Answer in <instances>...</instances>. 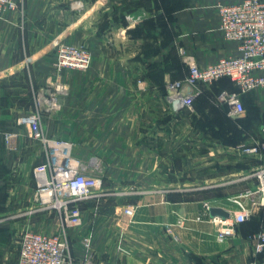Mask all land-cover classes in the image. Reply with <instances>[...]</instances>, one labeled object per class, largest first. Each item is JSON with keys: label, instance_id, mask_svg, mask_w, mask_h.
Masks as SVG:
<instances>
[{"label": "crops", "instance_id": "1", "mask_svg": "<svg viewBox=\"0 0 264 264\" xmlns=\"http://www.w3.org/2000/svg\"><path fill=\"white\" fill-rule=\"evenodd\" d=\"M240 1L21 0L28 49L21 39L14 38L18 13L9 12L0 18V37L4 35V44L9 46L4 49L5 70L0 71L5 82L0 81V237L22 236L25 231L53 234L61 229L58 214L40 207L35 199L33 169L46 161L47 154L31 139L29 128L16 123L21 115L34 110V103L31 107V92L20 88L21 80L13 76L21 72V64L14 68V53L27 50L34 67L30 79L35 80L40 93L55 82V52L67 43L85 45L92 64L85 71L67 72L61 107L43 114V130L73 143L76 128L83 126L85 148L90 157H101L102 167V157L130 151L129 155L139 156L150 173L161 174L153 177L157 182L147 184L155 189L150 193L153 195L144 196L138 203L130 225L125 207L111 199H90L81 205L82 225L68 235L75 262L91 255L96 264L245 263L253 252L248 238L264 226L252 217L239 227L234 238L220 242L216 234L221 218L206 212L205 200L173 196L171 189L178 187V192L187 195L191 187H235L240 199L246 197L250 203L247 191L260 200L256 182L243 175L252 169L237 167V161L230 157L225 165L209 158L212 162L207 165L186 166L188 175L196 172V180H182L183 170L173 165L174 109L166 98L167 82L185 78L188 73L177 46H183L186 54L203 66L237 54V44L225 41L218 30L217 6ZM219 86L231 88L228 82ZM244 102L263 108L264 92H252ZM178 121L188 126V119ZM10 132L16 138L12 147H7L3 135ZM114 142L116 148H108ZM157 158L165 163L157 166ZM112 187L126 186L118 183ZM210 206L221 207L231 215L239 213L238 206ZM170 226L174 227L172 232L167 230ZM84 237L90 239L89 246L84 245ZM4 245L0 238V256Z\"/></svg>", "mask_w": 264, "mask_h": 264}, {"label": "built area", "instance_id": "2", "mask_svg": "<svg viewBox=\"0 0 264 264\" xmlns=\"http://www.w3.org/2000/svg\"><path fill=\"white\" fill-rule=\"evenodd\" d=\"M19 0H0V18L9 12L18 11ZM219 32L227 42L237 44V54L223 57L203 66L179 49L188 73L180 80L168 81L167 101L173 104L175 112L188 110L194 112L196 100L202 95V86L229 79L234 91L222 90L218 100L228 117L245 115L243 97L254 91L264 92V0H241L232 4H219ZM92 62L89 49L85 45L61 44L56 51L54 63L55 82L47 84L35 98V109L21 115L16 123L27 126L33 141L42 145L47 154L45 162L33 169L37 182L36 202L40 207L55 211L60 219L61 229L57 233L25 231L20 240L18 264H73L75 263L68 229L82 225L81 203L102 192L104 179L83 171L80 162L72 155V144L65 140L51 139L42 128L44 113H52L61 107V95L66 91L63 82L57 77L63 70L85 71ZM178 101V105L174 103ZM15 133H5L4 143L12 147ZM243 158H264V124L261 134L248 144L235 147ZM251 177L257 184L260 200L253 201L251 207L243 205L238 199L239 213L227 220L221 219L216 238L223 242L234 238L239 227L254 215V206H264V165L251 170ZM250 191H247L249 196ZM211 206L204 204L206 212ZM137 208H125L124 215L133 221ZM170 229V228H169ZM253 252L244 264H264V228L249 238ZM85 246L90 245L88 237L83 238ZM80 264H96L88 255Z\"/></svg>", "mask_w": 264, "mask_h": 264}, {"label": "rangeland", "instance_id": "3", "mask_svg": "<svg viewBox=\"0 0 264 264\" xmlns=\"http://www.w3.org/2000/svg\"><path fill=\"white\" fill-rule=\"evenodd\" d=\"M20 1L21 0L18 1V11L13 12L18 13V15L16 14L18 18V27L14 31V38L21 39L25 44V49H28V39L26 36L28 32L26 27L27 23L24 22L25 16L22 12ZM2 33L3 29L0 30V36ZM1 39L0 60L3 62L0 63V71L2 72L5 70L3 65L5 60L4 49H9V46L4 44V35L0 37V40ZM181 48L186 50L183 46H177L178 50ZM25 51L26 52H22L21 48V51L19 50L14 53V68L16 70L19 69L18 65L21 64V72L14 73V75H16L13 77L16 80H21L20 88L31 92L30 97L32 107V104L35 102V94L38 93V85L35 84L34 79H30V76H32V70L34 68L33 61L30 60V54L27 52V50ZM54 63L55 61L53 62V67ZM69 71L70 70H63L59 73L57 79L65 83L64 81L67 77L66 74ZM10 78L12 79V77ZM0 81L5 83L2 76H0ZM201 90L202 97L197 100L194 106V112H190L188 110L175 112L173 110V140L171 142L170 148H172L174 152L172 153L174 169H181L184 172L182 173V180H196L193 178V176L196 175V172L192 173L191 176L188 175V172H186V166L189 164L190 166L193 164V166L196 167L201 166L202 164L207 165L209 162L214 160L216 163L222 162L221 164L225 165L227 164L228 158L230 157L237 161L236 166L240 168L241 166H245L247 169H255L264 165V158H243L234 150L235 147L248 144L261 134L260 132L264 124V107L261 108L260 106L257 107L251 104L246 105L247 111L243 119L233 121L228 117L225 109L218 100L220 90L218 84L214 83L211 86H202ZM33 107V109H35V103ZM181 118L189 120L188 126H181L179 124L178 120ZM76 129L77 137L72 141L77 145H74L67 139L60 140H65L73 144L72 155L80 162L84 172L92 176L98 175L103 177L104 186L102 192L91 199H111L114 203L118 202L119 205H122L125 208H138V203L144 196L153 195L150 193L155 189L148 188L147 184L157 182V180L153 179V177L159 178L161 174L153 172L150 173L148 171L149 168L146 167L143 162H140L139 156H132V153L129 155L130 151H127L128 154L126 153L125 155L121 156L106 155L102 157L104 159V166L102 167L100 165L101 157H90V151L88 152L85 148L83 126ZM72 131L75 132V130ZM44 132L48 138L57 139L55 136H53V131L47 132L44 130ZM63 136L66 135L62 134L61 137ZM108 148L114 150L116 148V142L112 143V146L109 145ZM93 149H95V146ZM167 149H169V147ZM194 157H198L199 160H195ZM209 158H212V160H209ZM155 162L157 163V166L159 162L162 164L165 163V161H159V158H157ZM243 175H246V178H248L251 182H255V180L251 177V170H248ZM162 180H165L164 176ZM118 183H121L122 186L126 187L123 189L114 187H112L113 189L110 188L112 185ZM142 185L146 187L140 188L139 186ZM175 188L178 187H173V189H171V194L173 196H187L191 198H197L202 201L205 200L204 204L208 203L209 205L212 203H221L222 205L227 206H238L233 202L234 199H238V201H240L243 205L249 204V206H252L253 201L257 200L255 196H248L250 197V203H247L246 197L242 198V201L240 199L241 194L238 193L240 191L237 192L235 187H208L202 190L198 189L201 187H191L189 190H187V195H185V192H178V189ZM161 190L164 191L165 189ZM85 202L86 201L82 202L81 205H83ZM263 216L264 206H254V215L252 217H255L256 220L264 222ZM126 220L128 225L132 223V221L130 222L128 218H126ZM173 228L174 227L171 228V226L168 227V232H172ZM74 229L75 228L68 229V235L70 234V231ZM0 238L2 241H5L4 252L0 256L1 264H18L21 236H15L13 238ZM175 239L177 240V238ZM73 264L80 263L75 262Z\"/></svg>", "mask_w": 264, "mask_h": 264}, {"label": "water", "instance_id": "4", "mask_svg": "<svg viewBox=\"0 0 264 264\" xmlns=\"http://www.w3.org/2000/svg\"><path fill=\"white\" fill-rule=\"evenodd\" d=\"M179 102L176 101L174 103V105H178ZM245 115H241V116H238V117H232L233 119H239V118H243ZM209 212H210V216L215 218V217H220L221 219L223 220H227L231 217V214L229 211L221 208V207H210L209 208Z\"/></svg>", "mask_w": 264, "mask_h": 264}, {"label": "trees", "instance_id": "5", "mask_svg": "<svg viewBox=\"0 0 264 264\" xmlns=\"http://www.w3.org/2000/svg\"><path fill=\"white\" fill-rule=\"evenodd\" d=\"M183 79V78H182ZM223 82H228L230 85H231V88H220V86H219V84H222ZM216 84H218V87L220 88V90H219V93L222 91V90H229V91H234L235 90V87L233 86V84H232V82L229 80V79H222V80H220V81H218V82H216ZM251 94V93H250ZM247 95H249V94H247ZM247 95H245L244 97H243V101H244V98L247 96ZM202 96H200L197 100H199L200 98H201ZM197 100H196V102H197ZM196 102H195V104H196ZM244 104H245V102H244ZM245 107H246V104H245ZM246 109H247V107H246ZM226 111V114H227V110H225ZM247 111V110H246ZM230 118V117H229ZM230 119H232V118H230ZM243 118H241V119H237V120H233V121H238V120H242ZM264 217V216H263ZM252 219V218H251ZM250 219V220H251ZM259 221V220H258ZM259 223H260V225L261 226H264V222H261V221H259ZM262 228H264V227H262ZM261 228V229H262ZM261 229H259V230H261ZM258 230V231H259Z\"/></svg>", "mask_w": 264, "mask_h": 264}]
</instances>
